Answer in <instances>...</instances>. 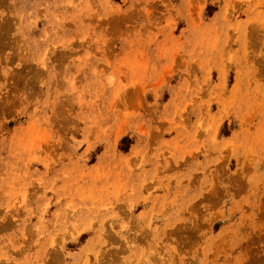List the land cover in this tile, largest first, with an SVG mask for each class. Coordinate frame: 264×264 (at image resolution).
I'll use <instances>...</instances> for the list:
<instances>
[{"label":"rangeland","instance_id":"374dc122","mask_svg":"<svg viewBox=\"0 0 264 264\" xmlns=\"http://www.w3.org/2000/svg\"><path fill=\"white\" fill-rule=\"evenodd\" d=\"M0 264H264V0H0Z\"/></svg>","mask_w":264,"mask_h":264},{"label":"bare ground","instance_id":"6f19581e","mask_svg":"<svg viewBox=\"0 0 264 264\" xmlns=\"http://www.w3.org/2000/svg\"><path fill=\"white\" fill-rule=\"evenodd\" d=\"M59 253V252H58ZM57 255V254H56ZM61 255V254H60ZM57 257V256H56ZM61 257V256H60ZM59 258V257H58Z\"/></svg>","mask_w":264,"mask_h":264}]
</instances>
